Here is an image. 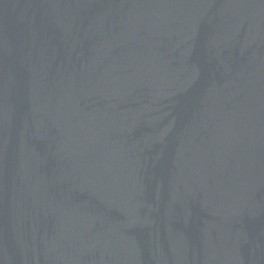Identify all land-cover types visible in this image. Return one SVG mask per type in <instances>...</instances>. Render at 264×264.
Returning a JSON list of instances; mask_svg holds the SVG:
<instances>
[{
	"label": "water",
	"instance_id": "water-1",
	"mask_svg": "<svg viewBox=\"0 0 264 264\" xmlns=\"http://www.w3.org/2000/svg\"><path fill=\"white\" fill-rule=\"evenodd\" d=\"M0 264H264V0H0Z\"/></svg>",
	"mask_w": 264,
	"mask_h": 264
}]
</instances>
